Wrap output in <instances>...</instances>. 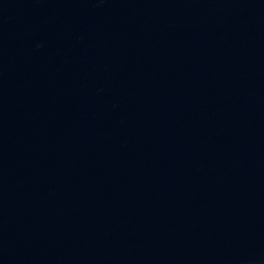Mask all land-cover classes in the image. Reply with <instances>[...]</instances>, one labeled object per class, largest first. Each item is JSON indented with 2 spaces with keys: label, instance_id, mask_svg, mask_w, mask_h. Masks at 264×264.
I'll use <instances>...</instances> for the list:
<instances>
[{
  "label": "water",
  "instance_id": "water-1",
  "mask_svg": "<svg viewBox=\"0 0 264 264\" xmlns=\"http://www.w3.org/2000/svg\"><path fill=\"white\" fill-rule=\"evenodd\" d=\"M0 264H264V0H0Z\"/></svg>",
  "mask_w": 264,
  "mask_h": 264
}]
</instances>
